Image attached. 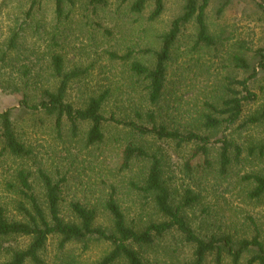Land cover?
<instances>
[{
  "label": "rangeland",
  "instance_id": "obj_1",
  "mask_svg": "<svg viewBox=\"0 0 264 264\" xmlns=\"http://www.w3.org/2000/svg\"><path fill=\"white\" fill-rule=\"evenodd\" d=\"M33 1L0 0V50L22 27L18 44L26 56L24 64L33 74L37 72L43 78L46 87L56 82L49 75L50 59L54 54H61L67 71L91 69L86 78L72 86L68 95V100L76 107L84 106L94 94L109 92L104 108L107 118L114 115L122 121L148 127L146 115L154 111L159 116L158 122L170 129L196 130L201 135H208L213 142L225 135L243 148L244 154L240 162H234L229 173L223 176L217 165L220 153L217 143L211 150L214 167L208 169L203 157L193 158L195 145L177 148L174 143L138 137L124 126L109 123L104 129L105 142L87 147L88 123L80 125V136L74 138L65 122L61 137L54 118L43 112L17 111L14 114L16 132L33 154L18 160L2 157L0 145V204L8 206L10 216L17 214L2 178L9 176L10 170L26 169L32 173L35 189L45 203L44 190L38 179V171L43 169L55 181L61 177L68 180L62 203V216L67 221L72 220L69 205L77 201L85 206L99 207L97 224L110 226V217L102 205L114 191L129 224L140 226L163 220L154 204L130 186L132 182L143 181L148 163L138 160L129 170L121 168L123 150L133 142L164 159L165 178L172 192L173 206L183 207V214L196 234L203 237L229 233L237 239H249L254 236L252 220L264 234V199L251 200L249 193L253 186L244 181V177L251 174L264 175V158L250 157L247 153L248 148L264 144V124L243 130H238V125L229 130L223 127L214 133L206 132L200 125L202 114L207 112L205 104L219 105L224 98L226 79L247 78L244 72L231 67L232 56L243 54L251 58L253 51L264 49V13L256 8L255 3L252 0H231L220 14L223 0L210 1L206 11L207 24L211 34L219 40L218 49L195 50L196 25L190 24L177 44L173 66L169 69L168 92L157 109L147 100V84L130 71L131 64L140 62L148 67L154 66V55L148 51L160 50L161 37L182 14L186 0H165V12L156 21L149 20L152 3L143 14L137 15L130 9L134 0H109L107 8L96 13L89 9L86 0H76L70 20L62 23L56 20L52 0H36L32 16H28ZM256 2L263 4L261 0ZM54 36L57 47L52 48ZM129 51L135 55L128 63L110 58L111 53L123 56ZM16 73L4 70L0 71V77L6 80L13 75L17 77ZM250 86L259 98L246 106L242 122L264 107V74ZM20 100L21 94L0 89V111L19 108ZM138 113L142 114L144 121L139 119ZM188 191L197 200L186 207ZM30 242L28 238L0 240V264L9 260L7 249H25ZM60 244L58 237L50 238L41 255L44 264H97L111 250L108 244L99 242L91 243L87 251L80 244H69L65 248ZM141 252L151 264H186L192 261L194 248L185 243L178 232H171ZM208 264H214L213 258H209ZM223 264L232 262L226 257Z\"/></svg>",
  "mask_w": 264,
  "mask_h": 264
},
{
  "label": "trees",
  "instance_id": "obj_2",
  "mask_svg": "<svg viewBox=\"0 0 264 264\" xmlns=\"http://www.w3.org/2000/svg\"><path fill=\"white\" fill-rule=\"evenodd\" d=\"M56 20L59 23L70 20L72 10L76 7V0H52ZM90 10L96 13L99 9L107 8L109 0H86ZM211 0H186L182 14L174 19L169 31L161 37L159 51H151L155 58L153 67H148L140 62H132V73L147 84L146 97L154 108H159L166 97L169 85L170 68L174 62L177 44L184 31L192 23L196 25L195 50H217L219 40L210 32L207 24L206 11ZM258 10L264 13L263 4L252 0ZM220 9L223 13L231 0H223ZM152 3L153 10L149 16L150 21L158 20L165 12V0H134L131 3V12L141 15L147 6ZM37 2H32V8L28 16H32ZM22 28V27H21ZM21 28L0 50V71L10 70L17 72L16 76L3 80L0 77V89L21 94L18 107L7 108L0 111V145L1 156L10 159H26L32 156L33 150L28 148L16 132L14 114L17 111L23 113L43 112L48 117L55 119V128L62 137L64 123L66 122L74 138L80 136V125L88 123L90 129L86 137L87 147L102 145L105 142V125L113 123L124 126L134 132L138 137H152L160 142L174 143L177 148L195 145L193 158L203 157L204 166L208 169L214 167L211 160V150L214 143L219 144V160L217 165L220 174L229 173L234 162H240L244 150L237 146L228 137L223 135L213 142L208 135H201L196 130L187 129L184 132L179 129H170L164 123L158 122L157 112L151 111L146 115L145 125L136 122H126L117 119L114 115L107 118L104 108L108 100L109 92L89 97L82 107H76L68 100L72 86L90 73V68H75L66 70L65 58L61 54H54L50 59L49 75L56 82L51 87L43 84V78L33 74L30 67L24 64L22 47L18 44ZM21 30V31H20ZM57 47V38H52V48ZM242 49V48H241ZM251 58L243 54H235L231 58V67L242 71L247 78L240 80L232 77L226 79L225 96L220 104L207 102V112L202 114L200 125L209 133H214L225 127L226 130L238 125V130L247 127L264 124V107L249 117L245 122L243 117L245 108L249 104L257 102L258 95L251 90L250 83L264 74V49L252 52ZM135 55L133 51L120 56L111 53V60L128 63ZM21 64L20 67L17 65ZM20 68V69H17ZM1 76V75H0ZM49 81V80H48ZM47 81V82H48ZM139 119L144 121L142 114ZM250 157L264 158V144L248 148ZM141 160L148 163V172L141 183L132 182L131 189L139 195L149 199L163 220L152 221L144 225L129 224L126 214L116 198V192L102 205L109 215L111 225H98L99 207L85 206L73 201L69 205L72 216L67 221L62 216L63 194L68 182L66 177L55 181L46 171H38V179L44 190L45 203L42 202L39 193L35 189L33 175L26 169L10 170L7 177L2 178L3 185L12 198L17 216L8 213V206L0 204V240L14 238H28L30 244L25 249L9 248L6 255L9 260L3 264H44L42 253L46 249L51 237L61 240L60 247L65 248L69 244H80L87 251L90 244L99 242L108 244L110 252L97 264H151L141 251L155 245L156 241L164 238L171 232H178L185 243L193 246V259L186 264H208L209 258H213L214 264H223L225 258H229L232 264H264V234L258 226L253 224L254 236L249 239H237L231 234L206 235L201 237L190 227L183 207H174L172 192L165 178L164 159L158 154H151L144 147L131 142L123 150L122 170H129L135 161ZM190 164H187L189 166ZM6 166L3 164V169ZM244 181L253 186L249 193L251 200L264 199V175L251 174L244 177ZM188 198L184 205L192 206L197 198L192 197L188 191ZM14 200V201H13Z\"/></svg>",
  "mask_w": 264,
  "mask_h": 264
}]
</instances>
